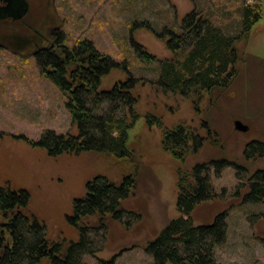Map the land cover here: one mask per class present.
I'll list each match as a JSON object with an SVG mask.
<instances>
[{
    "label": "rangeland",
    "instance_id": "rangeland-1",
    "mask_svg": "<svg viewBox=\"0 0 264 264\" xmlns=\"http://www.w3.org/2000/svg\"><path fill=\"white\" fill-rule=\"evenodd\" d=\"M260 2L263 18L248 40L237 43L238 74L228 90L183 98L157 86L159 61L171 59L174 54L155 32L171 27L177 30L183 19L197 9L227 35H236L243 0H43L54 26H60L63 44L73 47L80 40H90L99 52L124 65L102 78L100 90H110L130 75L144 79L134 90L141 117L129 132L131 155L122 162L102 153L51 158L29 144L28 140L39 141L47 131L78 135V130L67 108V96L43 74L37 59L0 47V185L7 183L12 189L29 192L28 213L46 226L49 240H78V232L67 218L73 215L75 200L84 196L89 179L100 174L119 183L124 176L135 173V188L122 203L124 209L135 212V218L125 217V225L108 219L104 241L102 233L91 235L96 246L101 244L98 249L104 246L103 251L96 256L86 254L83 262L102 264L100 260L108 262L119 255L115 264H152L146 245L179 216V167L190 170L200 163L228 159L247 168V177L264 169L263 158L248 161L244 157L248 143L264 142V0ZM147 23L155 32L148 29ZM132 38L156 61L146 63L133 47ZM147 113L162 118L169 128L186 124L205 138L204 147L184 164L176 161L163 150L160 128L147 126ZM238 119L249 125V132L235 130ZM203 122L209 123L216 137L212 134L209 139ZM235 174L233 166L225 167L220 177L212 169L215 191L221 193L226 188L228 193L197 207L192 218L195 224L211 223L218 213L233 206L227 219V241L216 250L217 262L264 264V217L251 219L264 214V204L241 203L247 185L239 197L233 196L238 185Z\"/></svg>",
    "mask_w": 264,
    "mask_h": 264
},
{
    "label": "trees",
    "instance_id": "trees-1",
    "mask_svg": "<svg viewBox=\"0 0 264 264\" xmlns=\"http://www.w3.org/2000/svg\"><path fill=\"white\" fill-rule=\"evenodd\" d=\"M247 1L243 0L239 8L240 31L236 35H227L197 9L183 19L177 30L171 27L158 33L147 23L148 29L166 41L167 49L174 54L171 59L159 61L157 86L165 93L183 98L228 90L238 74L237 43L248 40L263 18L260 0L252 4ZM132 45L146 63L156 61V57L133 38ZM37 62L43 74L67 96V108L78 135L47 131L39 141L28 140V143L44 150L51 158L83 153L108 154L119 162L130 158L129 132L141 117L136 109L138 98L134 90L144 79L130 75L117 81L110 90H100L102 78L124 65L99 52L87 39L78 41L73 47L63 44L58 53L40 57ZM145 118L150 129L157 126L162 131L163 150L182 164L205 145V138L184 123L169 128L153 113H147ZM201 126L207 129L209 139L212 134L215 136L208 122ZM244 157L248 161L264 159V142L248 143ZM227 166L236 169L238 185L233 196L239 197L241 189L247 185L248 192L241 203L264 204V169L247 177V168L228 159L200 163L190 170L179 167L176 202L179 216L146 245V252L153 257L152 264H220L216 260V250L227 241V219L233 206L218 213L211 223L195 224L192 215L200 205L227 195L226 188L221 193L215 191L210 176L213 169L220 177ZM135 184V173L124 176L119 183L100 174L89 179L84 196L75 200L73 215L67 218V223L79 233L77 242L49 240L46 226L28 213L29 192L13 190L7 183L1 185L0 264H85L86 254L96 256L103 251L104 246L98 249L101 244L96 246L91 235L102 233L104 241L108 219L125 225V217L135 218V212L122 206ZM262 217L264 214H256L251 219ZM118 256L100 262L115 264Z\"/></svg>",
    "mask_w": 264,
    "mask_h": 264
},
{
    "label": "flooded vegetation",
    "instance_id": "flooded-vegetation-1",
    "mask_svg": "<svg viewBox=\"0 0 264 264\" xmlns=\"http://www.w3.org/2000/svg\"><path fill=\"white\" fill-rule=\"evenodd\" d=\"M26 2L28 12L20 19L13 16L1 17L0 14V47L15 54L34 56L37 60L54 52L58 53L63 46L60 26H54L55 21L51 13L46 11L49 9H44L43 0ZM7 5V2L0 0V9ZM37 11L39 18L37 15L34 17ZM77 234L79 240V233Z\"/></svg>",
    "mask_w": 264,
    "mask_h": 264
},
{
    "label": "water",
    "instance_id": "water-1",
    "mask_svg": "<svg viewBox=\"0 0 264 264\" xmlns=\"http://www.w3.org/2000/svg\"><path fill=\"white\" fill-rule=\"evenodd\" d=\"M8 3L6 7L0 9L1 17L13 16L16 19L24 17L28 12V4L26 0H4ZM236 131L247 133L250 131L249 125L245 124L242 120L238 119L234 123Z\"/></svg>",
    "mask_w": 264,
    "mask_h": 264
}]
</instances>
